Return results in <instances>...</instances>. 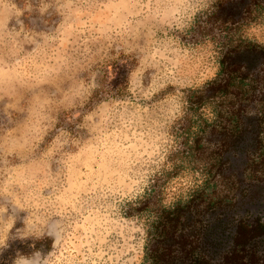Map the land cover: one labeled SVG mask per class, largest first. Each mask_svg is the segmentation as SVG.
Returning a JSON list of instances; mask_svg holds the SVG:
<instances>
[{"label": "clouds", "instance_id": "9594fccd", "mask_svg": "<svg viewBox=\"0 0 264 264\" xmlns=\"http://www.w3.org/2000/svg\"><path fill=\"white\" fill-rule=\"evenodd\" d=\"M221 2L0 0V264H153L160 209L205 190L223 152L206 125L236 99L190 98L230 48H264V0L235 24L210 20ZM243 86L264 115V64Z\"/></svg>", "mask_w": 264, "mask_h": 264}, {"label": "trees", "instance_id": "16d2710c", "mask_svg": "<svg viewBox=\"0 0 264 264\" xmlns=\"http://www.w3.org/2000/svg\"><path fill=\"white\" fill-rule=\"evenodd\" d=\"M248 4L249 0H222L210 20L223 23L232 20L235 24L242 18ZM220 63L219 75L223 79L212 82L205 95L194 94L190 103L195 105L192 111H196L205 100L217 95L236 97L227 102L229 115L218 113L220 119L226 121L222 126L220 123L219 131L211 125L215 139L223 144V152L212 154L221 156L212 168L223 178L232 194L221 196L213 187L212 195H206V189L212 186L211 180L215 179V174L209 169L211 180L206 182L205 190L195 192L187 204L177 203L173 210L160 209V219L153 226L155 237L150 244L149 254L153 264H264V238L261 237L264 224L260 221L253 223L246 216L236 214L237 202L247 187L238 183V173L231 169L232 153L244 148L246 153L259 156L258 163L262 166L258 171L264 174V115H245L248 107L245 101L251 102L257 97L254 95L255 86L252 88L253 95L245 92L243 86L249 75L264 64V48L251 44L244 46L242 51L240 46L230 48ZM242 67L247 70L241 72ZM237 78L240 80L239 87L235 85ZM255 79L259 81V75ZM259 99L264 103V96ZM237 104L239 107H236ZM220 107H224V102ZM194 150L203 151L201 137L196 138ZM225 165H228L227 168ZM252 172L249 171L250 175Z\"/></svg>", "mask_w": 264, "mask_h": 264}, {"label": "rangeland", "instance_id": "374dc122", "mask_svg": "<svg viewBox=\"0 0 264 264\" xmlns=\"http://www.w3.org/2000/svg\"><path fill=\"white\" fill-rule=\"evenodd\" d=\"M211 21L213 20L211 19ZM120 75L121 76L124 75L123 69H121ZM119 82L120 80L118 77V79L114 81L113 83L117 84ZM218 107H220V105H218ZM198 110L193 111V112H197ZM220 113L222 114L221 116H224L223 112H220ZM220 118L221 117L218 116L217 123H219V121H224V123L226 122L225 119H220ZM224 123H222L221 126ZM209 128H211V125H209ZM219 136L220 135H218V137ZM209 139L210 141L216 140L215 134L212 133V130H211V135ZM235 153H237L238 156L237 157L231 156V161H232L231 169L233 171H237L238 173L237 178L239 180L238 183L242 187L243 186L247 187L246 192L243 194V197H241L238 200L237 205H236V214L238 213L240 216H243L244 213L250 209L251 204L256 199H259L264 195V174L258 171V169H260L262 165L259 164L255 159H253V157L257 156V154L252 155L251 152L246 153L244 148H242L241 150L235 151ZM251 169L254 171V173L252 172ZM249 171L252 172V175H248V177L246 178V173H249ZM257 173H260V175H257ZM147 206H148V202H146L141 209H137V211H143L144 208H147Z\"/></svg>", "mask_w": 264, "mask_h": 264}, {"label": "flooded vegetation", "instance_id": "af4514ba", "mask_svg": "<svg viewBox=\"0 0 264 264\" xmlns=\"http://www.w3.org/2000/svg\"><path fill=\"white\" fill-rule=\"evenodd\" d=\"M243 216H246L250 221L255 223L260 221L264 224V195L256 199L252 204L249 210H247ZM264 238V234L261 236Z\"/></svg>", "mask_w": 264, "mask_h": 264}]
</instances>
